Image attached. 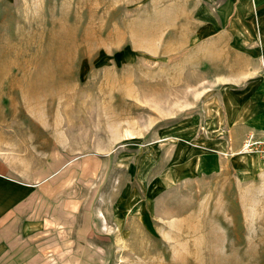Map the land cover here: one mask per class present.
<instances>
[{
  "label": "rangeland",
  "instance_id": "374dc122",
  "mask_svg": "<svg viewBox=\"0 0 264 264\" xmlns=\"http://www.w3.org/2000/svg\"><path fill=\"white\" fill-rule=\"evenodd\" d=\"M262 93L264 0H0V264H264Z\"/></svg>",
  "mask_w": 264,
  "mask_h": 264
},
{
  "label": "built area",
  "instance_id": "2783aa9c",
  "mask_svg": "<svg viewBox=\"0 0 264 264\" xmlns=\"http://www.w3.org/2000/svg\"><path fill=\"white\" fill-rule=\"evenodd\" d=\"M240 152L256 153L264 158V136L248 132L242 142Z\"/></svg>",
  "mask_w": 264,
  "mask_h": 264
},
{
  "label": "crops",
  "instance_id": "0c3cea01",
  "mask_svg": "<svg viewBox=\"0 0 264 264\" xmlns=\"http://www.w3.org/2000/svg\"><path fill=\"white\" fill-rule=\"evenodd\" d=\"M259 97H260V99H262V100H261V103H263V106H262V109L257 110L256 115H255V117L253 118V121L251 122V125H250V126H251L252 128H254V129H259V130L264 131V93H262V95L259 96ZM248 132H251V130L248 131ZM248 132H246V134H247ZM259 133H261V134H259ZM259 133L256 132L257 135H259V136H264V132H259ZM246 134H245V135H246ZM243 137H244V136H243ZM243 139H244V138H242V140H241L240 146L242 145Z\"/></svg>",
  "mask_w": 264,
  "mask_h": 264
}]
</instances>
